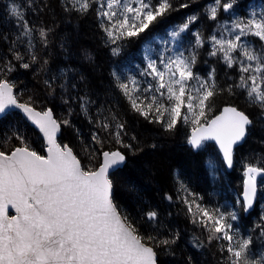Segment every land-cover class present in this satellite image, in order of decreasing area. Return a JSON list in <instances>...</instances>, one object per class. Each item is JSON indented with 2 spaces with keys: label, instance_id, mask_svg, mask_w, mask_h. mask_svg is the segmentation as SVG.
Here are the masks:
<instances>
[{
  "label": "trees",
  "instance_id": "16d2710c",
  "mask_svg": "<svg viewBox=\"0 0 264 264\" xmlns=\"http://www.w3.org/2000/svg\"><path fill=\"white\" fill-rule=\"evenodd\" d=\"M227 1L230 0H221V5ZM74 2L0 0V67L8 62L16 66L7 76L0 73V78L15 84L14 94L20 102L52 110L54 118L61 122L58 143L71 147L86 169H96L104 151L119 150L125 155L124 163L109 174L112 200L121 216L127 217L140 235L154 237L147 243L156 253L157 264H227L228 242L209 241L208 230L194 222L185 199L195 200L210 210L222 203L235 206L238 219L232 222L240 237L252 240L255 258L264 256V177L258 179V199L252 210L245 212L242 202L236 203L245 166L264 167V109L252 102L246 91L235 87L231 92L227 90L239 81L238 64L229 68L222 54H209L212 51L209 37L219 32L221 20L234 15L248 17L246 5L252 2L260 6V12L264 11V0H237L229 11L219 7L215 20L209 18L214 0H171V9L145 32L115 44L102 26L107 24L99 18L98 0H91L86 13L77 11ZM150 2L155 5L159 0ZM13 3L33 30V50L38 57L35 63L30 62L28 40L20 36L23 29L10 12ZM193 15L197 19L182 34L181 44L188 56L196 57L194 73L207 79L215 70L218 91L208 118L223 105L231 104L252 121L244 143L234 150L230 172L213 142H205L197 151L192 149L188 144L190 124L181 120L174 130L168 131L152 115L146 118L135 111L117 79L118 76L122 82H128L136 64L143 63L146 42L165 35L174 25H183ZM41 28L47 30L46 45L39 36ZM196 33L203 39L200 46L196 45ZM243 39L253 50L264 51V41L258 37ZM113 48L119 52L114 54ZM14 52L22 54L23 61L13 59ZM234 55L239 59L238 53ZM21 62L31 66L21 68ZM65 120L69 122L66 125L62 123ZM27 122L18 111H10L6 119L0 120V150L10 152L18 146L19 141L12 137L19 131L36 151L45 155L43 137ZM118 124L123 128L118 129ZM117 131L122 143H117ZM209 160L215 162L214 170L208 167ZM149 211L157 212L155 220L147 218ZM166 240L168 244L163 243Z\"/></svg>",
  "mask_w": 264,
  "mask_h": 264
},
{
  "label": "snow or ice",
  "instance_id": "6c2138e0",
  "mask_svg": "<svg viewBox=\"0 0 264 264\" xmlns=\"http://www.w3.org/2000/svg\"><path fill=\"white\" fill-rule=\"evenodd\" d=\"M236 4L237 0L222 5L221 0H214L209 18L216 19L219 7L229 11ZM90 6L91 0H75L73 4L81 13H86ZM171 7V0H159L155 5L150 0H105L98 15L106 19L107 25L102 26L115 44L145 32ZM10 12L23 29L20 36L28 40L30 62L35 63L38 57L33 50V30L15 3ZM196 19L195 15L189 17L171 36H178ZM230 31L233 33L230 38H225L223 33L209 37L212 42L209 54H222L229 68L238 64L239 81L227 90L231 92L235 87L246 91L250 100L264 109V51L253 50L243 41L246 36L264 41V11L254 10L247 18L233 19ZM39 36L46 45L47 30L41 28ZM195 40L197 46L203 43L199 33L195 34ZM118 52V48H113L114 54ZM237 53L239 59L234 55ZM13 59L23 61L24 56L14 52ZM195 62L194 54L186 57L182 52L162 58L159 65L150 59L142 74L155 80L154 85L144 89L154 93L151 96L136 95L140 86L134 77L119 83V87L135 111L146 118L152 115L166 130H174L181 120L190 124L188 143L193 148L214 140L224 161L232 166L233 146L245 138L252 121L231 106L208 118L218 91L215 70L207 79L201 78L193 72ZM31 63L21 62L19 67L28 69ZM15 67L11 62L5 63L0 73L7 76ZM14 88L9 79L0 78V120L6 119L12 108L21 110L42 134L46 155L36 151L19 131L12 137L19 145L10 152L0 150V264H156V253L147 243L154 237L140 235L134 224L120 215L112 200L109 172L125 161V155L119 150L104 151L99 167L86 169L71 147L57 142L61 122L54 118L52 110L39 111L31 102L21 103ZM103 126L107 128L108 124ZM117 128L122 129L123 125L118 124ZM116 137L117 143H122L119 131ZM215 166L214 161H208L210 169L214 170ZM244 177L242 206L247 211L257 196L258 178L264 177V167L247 164ZM184 203L194 222L208 230L209 241L228 242L227 264H264V256H253L252 240L240 237L230 222L238 219L235 211L210 210L195 200L185 199ZM10 210L15 215H9ZM146 215L149 220H155L158 214L149 211Z\"/></svg>",
  "mask_w": 264,
  "mask_h": 264
},
{
  "label": "rangeland",
  "instance_id": "374dc122",
  "mask_svg": "<svg viewBox=\"0 0 264 264\" xmlns=\"http://www.w3.org/2000/svg\"><path fill=\"white\" fill-rule=\"evenodd\" d=\"M227 2H230V1H227ZM104 5H105V0H98L99 11L102 9V6H104ZM246 8H247L248 15H250L254 10L256 12H260V6L256 5L253 2L248 4V5H246ZM99 18L101 19L102 22L107 24L106 19H104V18H102L100 16H99ZM237 18H240V17H238L237 15H234L230 19L227 18V19L221 20V22H220L221 24L219 25L220 28L218 30L219 32L215 33V35H217L219 37L220 34L223 33L225 38H230L232 36V34H233L230 31L231 22H232L233 19H237ZM180 26H182V25H174V26H172V27H170L168 29V31H167V33L165 35L154 37L152 41H148V42H146L144 44L143 54H142L144 63H137L136 64L137 68L139 67V70H138L137 74H139L140 76L133 74L134 72H130L131 75H129V77L133 76L136 81L138 80L137 82H138L139 86H141L140 84H143V86H144V87L142 86L143 90L146 89L147 88L146 86H148L149 84H153V85L155 84V80H154L153 77L142 74V73H144V70L147 68V64H148V61L150 59L151 60H155L157 62V64L159 65V61L162 58L166 59L167 57L175 56V55H177V54H179L181 52L184 54V56L188 57V55L184 52V50L182 48V44H181L182 34L186 30L183 31V32H179V35L176 36V37L171 36V33L173 31H179ZM243 41H244L245 44H247L245 39H243ZM139 64L140 65L142 64L143 67L140 66ZM137 68L135 67L134 69L136 70ZM141 75H143V76H141ZM129 77H128V79H129ZM137 77H138V79H137ZM144 78H145V80H144ZM117 79H118V76H117ZM118 80L120 81V83H122V80L120 79V77H119ZM143 82H145V83H143ZM192 83H195V81H193ZM140 88L141 87H139V89H138V91L140 90L139 93H138V91L136 93L140 97L151 96L152 94H154L152 92H147V94H146V92L142 91V89H140ZM45 151H46V148H45ZM238 197H239V195H238ZM236 203L237 204L240 203L239 199L236 200ZM255 205H256V202H255ZM234 207L235 206H232L230 203H222L221 205H219L218 209L220 211H222V212H232V211H235ZM230 222L233 224L234 229L237 230L236 225L232 221H230Z\"/></svg>",
  "mask_w": 264,
  "mask_h": 264
},
{
  "label": "water",
  "instance_id": "95a60500",
  "mask_svg": "<svg viewBox=\"0 0 264 264\" xmlns=\"http://www.w3.org/2000/svg\"><path fill=\"white\" fill-rule=\"evenodd\" d=\"M22 103V102H21ZM228 106H231V107H236V106H234V105H231V104H226V105H223L222 107H221V109L219 110V112L217 113V114H215V115H219L222 111H223V109L225 108V107H228ZM237 108V107H236ZM37 110H39V111H43V110H40V109H38V108H36ZM238 109V108H237ZM46 110V109H45ZM239 110V109H238ZM10 111H18V112H20L22 115H23V117L33 126V127H35L27 118H26V116H25V114L21 111V110H19V109H15V108H12V109H10ZM239 111H241V110H239ZM243 112V111H242ZM246 114V113H245ZM214 115V116H215ZM247 115V114H246ZM212 118V117H211ZM210 118V119H211ZM251 120V119H250ZM252 125V123L248 126V127H250ZM36 128V127H35ZM37 129V128H36ZM41 134V133H40ZM41 136H42V134H41ZM57 136H58V133H57ZM246 136H247V134H246ZM246 136H245V138H246ZM245 138L242 140V141H240V142H238L236 145H234L233 146V158H234V150H235V148L236 147H238L239 145H241V144H243L244 143V141H245ZM58 142V141H57ZM205 142H213L216 146H217V149H218V151H219V153H220V155H221V158H222V161H223V164H224V167H225V169L228 171V172H230L231 170H232V168H233V163H232V166H228L227 165V163L224 161V159H223V154H222V152L219 150V146H218V144H216V142L214 141V140H208V141H205ZM204 142V143H205ZM45 144H46V142H45ZM189 144V143H188ZM190 145V144H189ZM191 146V145H190ZM192 147V146H191ZM201 148V147H200ZM200 148H193L192 147V149L194 150V151H197V150H199ZM116 151V150H115ZM45 155H46V151H45ZM102 161H103V157H101V162L100 163H102ZM124 163V162H123ZM122 163V164H123ZM121 164V165H122ZM120 165V166H121ZM119 166V167H120ZM99 167V166H98ZM118 168V167H117ZM116 168H114V169H111L110 170V172H109V174L111 173V172H113L114 170H115ZM244 179H245V177H244ZM259 179V178H258ZM243 192H244V180H243V186H242V190H241V193H240V195H239V197H240V199L243 201ZM258 192H259V188H258ZM258 192H257V196L254 198V201H253V205L247 210V211H245V212H248V211H250V210H252V208L254 207V205H255V202H256V200H257V198H258ZM112 193H113V188H112ZM118 211V210H117ZM12 213L13 215H15V211L14 210H10L9 211V213ZM119 212V211H118ZM121 215V214H120ZM150 246V245H149ZM155 252V251H154ZM156 264H157V262H156Z\"/></svg>",
  "mask_w": 264,
  "mask_h": 264
},
{
  "label": "bare ground",
  "instance_id": "6f19581e",
  "mask_svg": "<svg viewBox=\"0 0 264 264\" xmlns=\"http://www.w3.org/2000/svg\"><path fill=\"white\" fill-rule=\"evenodd\" d=\"M138 63H141V62H138ZM143 63H144V62H143ZM139 65H140V64H139ZM140 66H142V64H141ZM142 67H143V66H142ZM142 67H141V68H142ZM134 68H135V67H134ZM134 68H133V69H134ZM136 70H137L136 72L138 73L139 67H138V69H136ZM133 72H135V70H134ZM137 73H133V74H135V75H139V74H137ZM129 75H131V73H130ZM127 76H128V75H127ZM139 76H140V75H139ZM141 76H143V75H141ZM128 77H129V76H128ZM132 77H133V76H132ZM137 79H138V77H137ZM139 79H140V78H139ZM142 79H143V78H142ZM142 79H141V80H142ZM144 80H145V78H144ZM137 81H138V80H137ZM137 83H138V82H137ZM143 83H145V82H143ZM140 85H141V86H140V87H141L140 89H142L143 84H140ZM145 86H146V85H145ZM143 87H144V86H143ZM146 87H148V86H146ZM139 91H140V90H139ZM139 91H138V93H139ZM142 91H144V90L142 89ZM140 94H141V93H140ZM142 94H143V93H142ZM146 94H147V92H146ZM136 95H137V94H136ZM145 96H146V95H145ZM142 98H143V97H142ZM216 114H217V113H216ZM27 123H28V122H27ZM29 124H30V123H29ZM38 131H39V130H38ZM57 140H58V139H57ZM42 141H43V140H42ZM60 144H61V143H60ZM44 145H45V144H44ZM97 168H98V167H97ZM239 200L242 201V200L240 199V197H239ZM242 202H243V201H242ZM252 209H253V208H252ZM117 210H118V209H117Z\"/></svg>",
  "mask_w": 264,
  "mask_h": 264
}]
</instances>
